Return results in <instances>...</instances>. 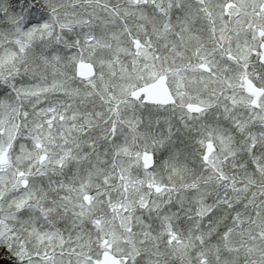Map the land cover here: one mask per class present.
<instances>
[{"label": "snow or ice", "instance_id": "6c2138e0", "mask_svg": "<svg viewBox=\"0 0 264 264\" xmlns=\"http://www.w3.org/2000/svg\"><path fill=\"white\" fill-rule=\"evenodd\" d=\"M0 264H264V0H0Z\"/></svg>", "mask_w": 264, "mask_h": 264}]
</instances>
